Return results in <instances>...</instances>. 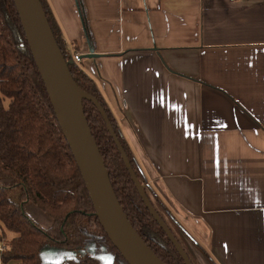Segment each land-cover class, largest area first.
Instances as JSON below:
<instances>
[{"label": "crops", "instance_id": "0c3cea01", "mask_svg": "<svg viewBox=\"0 0 264 264\" xmlns=\"http://www.w3.org/2000/svg\"><path fill=\"white\" fill-rule=\"evenodd\" d=\"M46 1L190 260L264 264V0Z\"/></svg>", "mask_w": 264, "mask_h": 264}, {"label": "trees", "instance_id": "16d2710c", "mask_svg": "<svg viewBox=\"0 0 264 264\" xmlns=\"http://www.w3.org/2000/svg\"><path fill=\"white\" fill-rule=\"evenodd\" d=\"M40 2L64 59L70 60L72 55L47 1ZM78 6L81 10L80 2ZM75 50L73 46L72 51ZM78 64L73 61L68 65L72 78L104 108L146 196L176 237L171 223L179 224L146 184L95 82ZM82 107L112 189L134 230L162 262L185 264L142 201L97 107L88 99L82 100ZM0 228V241L4 245L0 264H47L39 257L43 248L79 253L60 264H106L104 254L111 255L110 264H129L94 214L13 0H0ZM5 231L14 236L6 238Z\"/></svg>", "mask_w": 264, "mask_h": 264}, {"label": "water", "instance_id": "95a60500", "mask_svg": "<svg viewBox=\"0 0 264 264\" xmlns=\"http://www.w3.org/2000/svg\"><path fill=\"white\" fill-rule=\"evenodd\" d=\"M13 2L56 119L80 171L94 214L113 246L129 264H165L140 238L118 203L106 167L86 120L82 107L83 99L90 100L97 107L149 213L163 229L184 263L192 264L184 248L146 196L104 108L93 96L84 93L72 78L68 65L73 61L64 59L40 0H13ZM82 56L93 58L98 54L89 44L88 52ZM62 251L64 250L46 249L43 252L46 259L41 261L47 264H60L71 259L66 258ZM108 256L110 264L112 257Z\"/></svg>", "mask_w": 264, "mask_h": 264}, {"label": "rangeland", "instance_id": "374dc122", "mask_svg": "<svg viewBox=\"0 0 264 264\" xmlns=\"http://www.w3.org/2000/svg\"><path fill=\"white\" fill-rule=\"evenodd\" d=\"M89 213V212H88ZM171 225H172V223H171ZM0 232H1V230H0ZM13 234L12 232H9V231H5V235H6V238H12V237H9V235H11V234ZM13 236H14V234H13ZM1 242V241H0ZM46 249H53V248H43L40 252H39V256L41 257V260H45L46 259V257L43 255V252H44V250H46ZM63 252V254H65V256H66V258L67 257H69V258H75L79 253L77 252V251H62ZM103 257H104V261H105V263L106 264H109V261H110V259H109V256L107 255V254H104L103 255ZM48 258V257H47ZM65 259V258H64ZM192 259V258H191ZM61 260H63V259H61ZM192 262L194 263V261L192 260ZM195 264V263H194Z\"/></svg>", "mask_w": 264, "mask_h": 264}, {"label": "built area", "instance_id": "2783aa9c", "mask_svg": "<svg viewBox=\"0 0 264 264\" xmlns=\"http://www.w3.org/2000/svg\"><path fill=\"white\" fill-rule=\"evenodd\" d=\"M72 61L76 62V63H79L81 61V56L80 54L78 53H74L72 54V58H71ZM4 249V245L2 244V242H0V253L1 251Z\"/></svg>", "mask_w": 264, "mask_h": 264}, {"label": "snow or ice", "instance_id": "6c2138e0", "mask_svg": "<svg viewBox=\"0 0 264 264\" xmlns=\"http://www.w3.org/2000/svg\"><path fill=\"white\" fill-rule=\"evenodd\" d=\"M160 102H161V103L164 102L162 97L160 98ZM173 107H175V105H173ZM189 127H191V125H189ZM186 134H188L187 131H186Z\"/></svg>", "mask_w": 264, "mask_h": 264}]
</instances>
